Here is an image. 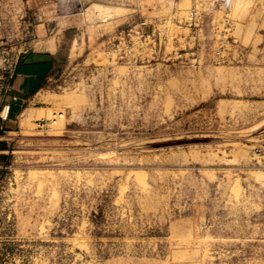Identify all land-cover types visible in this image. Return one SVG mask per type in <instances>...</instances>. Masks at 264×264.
<instances>
[{
  "label": "rangeland",
  "instance_id": "obj_1",
  "mask_svg": "<svg viewBox=\"0 0 264 264\" xmlns=\"http://www.w3.org/2000/svg\"><path fill=\"white\" fill-rule=\"evenodd\" d=\"M20 1L71 28L0 140V264H264V0Z\"/></svg>",
  "mask_w": 264,
  "mask_h": 264
},
{
  "label": "crops",
  "instance_id": "obj_2",
  "mask_svg": "<svg viewBox=\"0 0 264 264\" xmlns=\"http://www.w3.org/2000/svg\"><path fill=\"white\" fill-rule=\"evenodd\" d=\"M35 1L36 3L40 2L39 0ZM110 3L115 6L117 0H112ZM46 8L39 7L40 15L47 13ZM0 9L7 18L15 15L21 19L22 12H25V5L20 0H0ZM39 19L41 20L40 16ZM55 19H46L43 22L41 20L32 28L31 35L25 31L24 23L22 24L23 30L18 32L23 55L12 82L11 96L15 97L17 101H11L10 119L5 124V129L9 134L17 132L20 127V119L24 114L30 115L34 120L45 114L46 109L38 106L41 103L39 98L49 83L57 76L59 61L64 52V34L71 28V20L57 22L58 18ZM81 45L82 42L79 39L70 41L69 58L74 50L76 55L80 53L81 49L85 50V42L82 47H80Z\"/></svg>",
  "mask_w": 264,
  "mask_h": 264
},
{
  "label": "built area",
  "instance_id": "obj_3",
  "mask_svg": "<svg viewBox=\"0 0 264 264\" xmlns=\"http://www.w3.org/2000/svg\"><path fill=\"white\" fill-rule=\"evenodd\" d=\"M14 26L0 9V140L7 133L11 101H17L11 96L12 82L23 55L19 31L13 32ZM15 27L19 29L20 25Z\"/></svg>",
  "mask_w": 264,
  "mask_h": 264
},
{
  "label": "bare ground",
  "instance_id": "obj_4",
  "mask_svg": "<svg viewBox=\"0 0 264 264\" xmlns=\"http://www.w3.org/2000/svg\"><path fill=\"white\" fill-rule=\"evenodd\" d=\"M22 119L24 120L25 123H29V121L31 120V116L30 115H23Z\"/></svg>",
  "mask_w": 264,
  "mask_h": 264
}]
</instances>
